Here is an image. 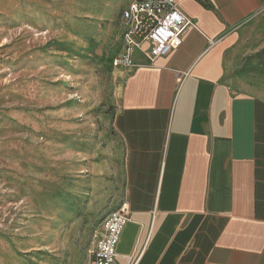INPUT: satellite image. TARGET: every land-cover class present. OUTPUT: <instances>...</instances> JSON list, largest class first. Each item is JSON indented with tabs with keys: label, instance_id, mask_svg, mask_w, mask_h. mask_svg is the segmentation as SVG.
I'll return each mask as SVG.
<instances>
[{
	"label": "rangeland",
	"instance_id": "374dc122",
	"mask_svg": "<svg viewBox=\"0 0 264 264\" xmlns=\"http://www.w3.org/2000/svg\"><path fill=\"white\" fill-rule=\"evenodd\" d=\"M130 1L0 0V264H86L124 202L109 59ZM224 61L226 78L264 96V7Z\"/></svg>",
	"mask_w": 264,
	"mask_h": 264
},
{
	"label": "crops",
	"instance_id": "0c3cea01",
	"mask_svg": "<svg viewBox=\"0 0 264 264\" xmlns=\"http://www.w3.org/2000/svg\"><path fill=\"white\" fill-rule=\"evenodd\" d=\"M263 7L183 0L195 26L176 50L112 67L131 211L117 264H264V96L226 78L224 61Z\"/></svg>",
	"mask_w": 264,
	"mask_h": 264
},
{
	"label": "built area",
	"instance_id": "2783aa9c",
	"mask_svg": "<svg viewBox=\"0 0 264 264\" xmlns=\"http://www.w3.org/2000/svg\"><path fill=\"white\" fill-rule=\"evenodd\" d=\"M183 0H131L120 13L121 42L109 59L113 68H138L166 57L181 44L194 22L180 9ZM139 52L145 63H136ZM131 211L126 203L107 213L94 233L86 264H117L116 246Z\"/></svg>",
	"mask_w": 264,
	"mask_h": 264
},
{
	"label": "trees",
	"instance_id": "16d2710c",
	"mask_svg": "<svg viewBox=\"0 0 264 264\" xmlns=\"http://www.w3.org/2000/svg\"><path fill=\"white\" fill-rule=\"evenodd\" d=\"M51 46H56V47H59L61 48L62 50H65V51H68V52H71L70 49L68 47H65L64 45H62L60 42H55V41H48L45 43L44 47L45 48H48V47H51ZM75 56L77 57H80L82 59H85L86 56L80 54V53H74Z\"/></svg>",
	"mask_w": 264,
	"mask_h": 264
},
{
	"label": "bare ground",
	"instance_id": "6f19581e",
	"mask_svg": "<svg viewBox=\"0 0 264 264\" xmlns=\"http://www.w3.org/2000/svg\"><path fill=\"white\" fill-rule=\"evenodd\" d=\"M79 69V68H78Z\"/></svg>",
	"mask_w": 264,
	"mask_h": 264
}]
</instances>
